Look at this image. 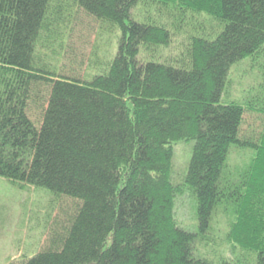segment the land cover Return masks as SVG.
<instances>
[{"label":"trees","instance_id":"trees-1","mask_svg":"<svg viewBox=\"0 0 264 264\" xmlns=\"http://www.w3.org/2000/svg\"><path fill=\"white\" fill-rule=\"evenodd\" d=\"M78 9L122 35L90 79L62 75L47 53ZM179 35L177 53L161 54ZM246 59L264 60V0H0V176L80 202L23 264H213L195 242L212 240L220 215L243 249L222 264H264V131L240 137L264 96L224 99ZM40 84L49 99L37 126L28 107ZM180 140L195 141L183 186L198 199V233L175 217ZM233 145L252 151L238 168Z\"/></svg>","mask_w":264,"mask_h":264},{"label":"rangeland","instance_id":"rangeland-1","mask_svg":"<svg viewBox=\"0 0 264 264\" xmlns=\"http://www.w3.org/2000/svg\"><path fill=\"white\" fill-rule=\"evenodd\" d=\"M138 11L141 13L142 8L136 9ZM200 18L205 16L200 15ZM67 21L71 22L65 27L66 34L57 43H52L51 51L47 52L48 58L62 75L68 77L90 79L106 72L119 50L121 31L108 28L81 9L74 11V16H70ZM184 40V35L175 37L170 47L160 53L164 56L176 54ZM43 49L50 50L46 46ZM263 63L261 59H246L235 64L229 75L230 84L225 90L224 99L228 97L239 101H254L259 94L263 97ZM48 99L49 86L40 84L28 107V115L37 126L42 123ZM263 131L264 114L246 110L241 139L255 142ZM194 146V140H180L172 145L171 177L172 182L182 188L175 199L177 223L187 231L198 233V199L189 188L183 186ZM251 153L248 147L233 145L229 155L230 165L241 167ZM79 205L78 200L69 197L58 199L47 188L22 184L0 176V264H23L47 248L52 242L51 237H54L52 234L62 233L67 228ZM212 228V240L206 241L199 237L195 242L197 253L207 256L213 264L236 259L238 250L241 253L243 249L225 240L229 228L228 216L220 215L214 219ZM233 247L237 252L233 251Z\"/></svg>","mask_w":264,"mask_h":264}]
</instances>
